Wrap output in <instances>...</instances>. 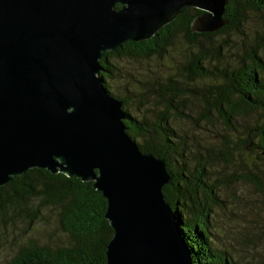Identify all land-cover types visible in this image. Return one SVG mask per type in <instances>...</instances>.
Listing matches in <instances>:
<instances>
[{
    "label": "water",
    "instance_id": "obj_1",
    "mask_svg": "<svg viewBox=\"0 0 264 264\" xmlns=\"http://www.w3.org/2000/svg\"><path fill=\"white\" fill-rule=\"evenodd\" d=\"M227 0H0V187L27 170L91 181L113 229L105 264H192L162 187L165 160L127 135L123 101L99 75L126 41L150 39L189 8L215 32ZM119 4L120 7H116Z\"/></svg>",
    "mask_w": 264,
    "mask_h": 264
},
{
    "label": "trees",
    "instance_id": "obj_2",
    "mask_svg": "<svg viewBox=\"0 0 264 264\" xmlns=\"http://www.w3.org/2000/svg\"><path fill=\"white\" fill-rule=\"evenodd\" d=\"M253 12L264 13V0H227L223 14L227 23L215 32L197 33L191 31L190 25L202 11L189 8L150 39L126 41L116 50L105 52L100 60L99 75L104 86L111 95L123 101L127 135L141 152L165 160L172 179L162 187L163 198L176 215L192 264H237L226 252L212 245L209 214L210 202L214 203L215 198L204 180L206 165L216 157L231 160L233 148L228 145L229 138L222 136V150L208 147L191 150L188 137L173 126L174 116L179 115L182 101L188 95L198 94L196 85L205 83L211 99L203 97L205 104L200 116L209 119L213 106L222 123L233 130L231 119H246L248 113L255 115L256 120L247 126L240 142L245 147L250 146L257 159L264 161V34L247 44L244 42L241 57L236 60L226 51L225 44H230L225 43L224 38H220L222 42L216 38L228 32L243 35V26ZM179 37L189 47L185 60L177 66L175 78L170 77L166 84L153 87L159 97L166 96L165 110L151 119L138 118L127 109L130 99L116 96L109 90L106 78L114 76L111 57L160 56L164 47H173L175 38ZM191 157L196 161L192 169L188 162ZM256 180L262 188V181ZM35 201H38L37 207L32 208ZM106 204V199L92 187L91 181L38 168L14 176L0 187V218L5 217L8 210L30 211L33 218L39 214V207L51 206L57 209L60 228L71 242L55 247L29 243L20 247L7 264H105L106 245L113 234L104 217Z\"/></svg>",
    "mask_w": 264,
    "mask_h": 264
},
{
    "label": "rangeland",
    "instance_id": "obj_3",
    "mask_svg": "<svg viewBox=\"0 0 264 264\" xmlns=\"http://www.w3.org/2000/svg\"><path fill=\"white\" fill-rule=\"evenodd\" d=\"M262 34L264 13L253 12L243 26V35L228 32L216 38L221 42L224 40L220 38H224L225 43L230 44H225L226 51L236 60L241 57L244 42L247 44ZM188 49L179 37L175 38L173 47L165 46L160 56H112L114 76L106 78L109 90L131 100L127 106L130 113L151 119L165 110L166 97H159L153 87L166 84L167 79L173 77ZM204 85L201 82L196 85V97L185 96L179 115L174 116L173 126L178 133L188 137L191 150L206 147L222 150V136L229 138L228 145L233 148L231 160L216 157L206 165L204 173V180L212 188L215 198L214 203L210 202L209 214L212 245L226 252L237 264H264V161L257 159L250 146L245 147L240 142L256 116L248 113L246 119H231L233 130L222 123L213 106L209 119L201 117L200 111L205 104L203 97L211 99ZM189 159L192 169L196 161L192 157ZM256 179L262 181V188ZM37 202H33L32 208L37 207ZM70 242L69 236L60 228L57 209L51 206L39 207V214L33 218L30 211L19 213L14 210H8L7 215L0 218V264H7L20 247L29 243L55 247Z\"/></svg>",
    "mask_w": 264,
    "mask_h": 264
}]
</instances>
